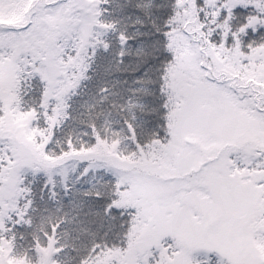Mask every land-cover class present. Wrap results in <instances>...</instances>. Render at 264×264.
Listing matches in <instances>:
<instances>
[{"label":"snow or ice","instance_id":"obj_1","mask_svg":"<svg viewBox=\"0 0 264 264\" xmlns=\"http://www.w3.org/2000/svg\"><path fill=\"white\" fill-rule=\"evenodd\" d=\"M0 264H264V0H0Z\"/></svg>","mask_w":264,"mask_h":264}]
</instances>
